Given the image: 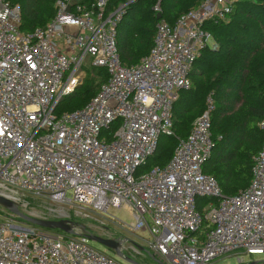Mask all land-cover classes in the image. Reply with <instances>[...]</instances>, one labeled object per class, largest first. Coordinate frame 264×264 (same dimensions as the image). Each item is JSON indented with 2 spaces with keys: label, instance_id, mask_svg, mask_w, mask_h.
I'll use <instances>...</instances> for the list:
<instances>
[{
  "label": "built area",
  "instance_id": "2783aa9c",
  "mask_svg": "<svg viewBox=\"0 0 264 264\" xmlns=\"http://www.w3.org/2000/svg\"><path fill=\"white\" fill-rule=\"evenodd\" d=\"M236 1L201 0L173 25L161 16L149 53L125 65L116 27L128 2L56 0L50 21L23 32L19 6L0 0V192L101 212L123 206L135 217L130 231L149 233V254L161 264L264 250V117L250 181L230 195L202 170L214 147L213 93L187 136L173 128L174 102L211 38L204 25L227 21ZM153 11L161 13L158 3ZM85 63L92 76L104 68L106 80L81 108L57 114L82 85ZM162 134L176 138L171 157L141 170ZM201 198L210 200L198 208ZM88 241L0 217V264H121Z\"/></svg>",
  "mask_w": 264,
  "mask_h": 264
},
{
  "label": "trees",
  "instance_id": "16d2710c",
  "mask_svg": "<svg viewBox=\"0 0 264 264\" xmlns=\"http://www.w3.org/2000/svg\"><path fill=\"white\" fill-rule=\"evenodd\" d=\"M7 1L19 6V27L23 32L44 26L55 13L56 0ZM157 1L134 0L126 5L116 27L117 48L123 64H136L149 53L157 22L153 6ZM200 1L160 0L158 4L162 18L173 25L180 14ZM121 3H127V0H109L111 8ZM204 27L220 45L215 50L207 45L193 62L189 71L191 87L180 90L173 105V128L176 135L187 136L192 121L205 108L207 94L213 93L215 109L211 114V131L214 147L202 170L215 177L223 193L230 195L248 185L253 156L263 142L259 122L264 117V0H238L227 21L208 22ZM100 76L99 85H95L94 80L90 82L77 108L94 96L106 80L104 68L98 71L96 79ZM169 136L174 141L164 147L158 142L155 153L148 157L141 170L163 166L169 160L176 144V138Z\"/></svg>",
  "mask_w": 264,
  "mask_h": 264
},
{
  "label": "rangeland",
  "instance_id": "374dc122",
  "mask_svg": "<svg viewBox=\"0 0 264 264\" xmlns=\"http://www.w3.org/2000/svg\"><path fill=\"white\" fill-rule=\"evenodd\" d=\"M128 1L134 0H127V2ZM157 3H160V0H158ZM219 45L220 42L215 39L214 35H211L208 42L210 49L215 50ZM100 69L102 68L93 67L95 75L92 76L91 67L87 63L82 66L84 75L82 85L77 88L75 94L64 97L60 101L56 110L57 114L77 109L76 106L82 101L83 95L89 89L90 82L94 80V84L99 85V81L102 80V76L96 79ZM172 140L174 141L169 135L162 134L159 138V145L160 147H164ZM0 194L7 196L17 207V210L26 216L43 220L64 221L70 226L72 233H81L83 235L94 234L103 238L115 240L119 244L118 248L121 256H118L115 250L107 248L98 242L89 240L88 244L94 249L106 253L121 264H129L125 261V258H130L138 264H161V262H163V260L153 258L149 254L147 242L150 239V235L147 231H130L129 226L135 221V217L130 210L123 206H110L105 212H101L79 208L69 203H59L52 199H44L25 193L10 194L12 197L2 192H0ZM69 195L70 193H67V196ZM209 200V198L199 199L198 208L206 206ZM0 217L15 218L17 221L25 223L23 219L11 212L2 203H0ZM120 221L125 225H122ZM46 230L58 232V230L55 229ZM238 258L242 259L241 263L238 262ZM251 261H255L257 264H264V250L253 249L238 253H230L214 259L210 264H247ZM165 264L167 263L165 262Z\"/></svg>",
  "mask_w": 264,
  "mask_h": 264
},
{
  "label": "water",
  "instance_id": "95a60500",
  "mask_svg": "<svg viewBox=\"0 0 264 264\" xmlns=\"http://www.w3.org/2000/svg\"><path fill=\"white\" fill-rule=\"evenodd\" d=\"M130 2H132V1H128V3H130ZM156 18L157 19L161 18V13H158L156 15ZM0 203L5 205L11 212L17 214L21 219H23L26 222L40 226L42 228L60 229L64 232L72 233L70 226L67 223H65L64 221L43 220V219H39V218L26 216V215L20 213L17 210V207L14 205V203L8 197L1 195V194H0ZM87 237L89 240L98 242L107 248L115 250L117 255L121 256V253H120L119 248H118L119 244L115 240L109 239V238H103V237H100V236L94 235V234H89V235H87ZM125 261H127L129 264H138L130 258H125ZM247 264H257V262L251 261Z\"/></svg>",
  "mask_w": 264,
  "mask_h": 264
},
{
  "label": "bare ground",
  "instance_id": "6f19581e",
  "mask_svg": "<svg viewBox=\"0 0 264 264\" xmlns=\"http://www.w3.org/2000/svg\"><path fill=\"white\" fill-rule=\"evenodd\" d=\"M7 197V196H6ZM75 226V225H74Z\"/></svg>",
  "mask_w": 264,
  "mask_h": 264
}]
</instances>
